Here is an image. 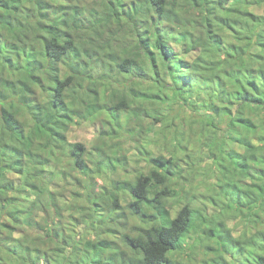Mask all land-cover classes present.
Instances as JSON below:
<instances>
[{
  "label": "trees",
  "instance_id": "obj_1",
  "mask_svg": "<svg viewBox=\"0 0 264 264\" xmlns=\"http://www.w3.org/2000/svg\"><path fill=\"white\" fill-rule=\"evenodd\" d=\"M173 12L180 26L167 22ZM135 47L140 66L127 56ZM139 68L144 87H110ZM182 80L199 102L187 128L169 117ZM76 87L94 103L69 109L64 94ZM146 104L160 129L141 121ZM95 120L94 147L68 136L73 122ZM134 126L163 138L174 127L164 146L203 151L214 182L197 192L178 155L141 146L144 170L95 191V174L128 162L119 140ZM74 171L86 181L60 203ZM235 209L246 222L238 236L225 221ZM116 226L122 246L102 237ZM203 238L217 264H264V0H0V264H194Z\"/></svg>",
  "mask_w": 264,
  "mask_h": 264
},
{
  "label": "rangeland",
  "instance_id": "obj_2",
  "mask_svg": "<svg viewBox=\"0 0 264 264\" xmlns=\"http://www.w3.org/2000/svg\"><path fill=\"white\" fill-rule=\"evenodd\" d=\"M262 6H254L253 8L258 13H261L263 10L261 8ZM153 11L154 9H152V11L150 10V13H153ZM167 19H168L167 21L168 23L176 24L180 26V16L177 13L175 12L170 13ZM175 46L178 49V54L181 55L182 57L184 58L192 57L193 51L189 50L187 46H179V44H176V43H175ZM127 56L134 59L137 65L140 66V63H142V57L144 56V54L139 48L135 47V48H132L129 51V53H127ZM142 70L145 71L146 68L134 69V71H131L128 73H121L118 75L115 73L116 70L115 71L110 70L112 76L115 73V77H114L115 79L111 78L110 87L118 88V86L121 83H123V86L127 89L130 85L136 84L139 81H140L139 85L144 87L143 85H145L146 82L142 83L140 80L141 78L143 79V74H140ZM102 83H106V82H102ZM185 83L186 82L182 80L180 84L181 89L183 88V96H184L182 102H180V104L176 103L174 105H171L170 108H172V110L169 113V117L172 118V122L174 123V126L183 127V128L185 127L187 128V126L189 125V121H190L188 120L189 118L200 115L198 112V107H197V105L199 106L198 104L199 102H198L196 92L193 90L192 87H190V89H189V86L186 87ZM85 88L86 89H81L78 87L68 88L65 91V94H64L65 102L69 109L71 108L72 109H78V108L83 109L85 105L94 103V99L92 98V95H93L92 92H90L87 87ZM116 100L117 99L115 97L113 89H110L105 95V102L107 104L109 103L115 104ZM159 105L161 106V108H166V110L170 109L169 105L164 104L162 100L159 101ZM144 108H147V109L145 110V112H142V114L140 115L141 121H143V123L146 124L144 126H146L147 128L149 127V128L160 129L165 124V119L159 122L154 121L152 117L149 116L151 113V109L148 106V104L144 105ZM133 120H135V123H136L137 120L136 119H133ZM133 120L131 122V125H135ZM86 123H80L79 121L73 122L71 124L70 130L68 131V136H71V139H76L78 141H81L82 143L86 144L89 148H92L94 147L93 143L96 141V137L99 133L98 128L96 127L99 124V122L98 120H95L94 122L90 121L88 124ZM173 128L174 127H171L169 130H164L166 138L165 137L163 138L161 135L153 137L151 132L144 134L137 128V126H134V130H135L134 135H132L129 138L128 142L124 141L123 139L119 140V143L123 144L122 148H123V151L125 152V156L127 157L128 162H126V164H124V166L122 167L118 166V168L115 170H113L112 168H108L107 170H104L99 174H95V186H96L95 191H98L101 186L110 188L112 187L114 180L125 178V177L132 178L133 175L136 173V171L144 170L145 165H146L145 162L135 156L136 155L135 148L141 147V146H142L141 147L142 149L146 146L153 153H156V154L161 153L165 157H168L169 154L178 155L179 163L180 165L183 166V169H184L183 174L191 176L192 182L194 181V184L198 183L196 191L203 192L204 189H208L207 187L214 182V178H213L214 175H212V171H211L212 166L209 164V160L205 158V154L203 151H201V155L199 156V153H200L199 149L198 148L191 149V145H190L188 148L190 150L189 151L186 150V152L190 153V156L187 157L184 154L185 151L180 150L175 145H170L169 150L166 148L167 146H164L165 139H168L170 137V134L167 131H172ZM187 132H188V129H187ZM9 135L11 136L12 134H9ZM110 147L112 149V144ZM192 161L197 163L195 164V169L193 170V172L195 171L194 174H191L193 172H187L188 165ZM123 167H126V168L123 169ZM75 176L78 177L77 179H80V180L76 179L77 180L76 181L74 179H70L72 184L66 187L65 196H61V199H59L60 203L73 202L72 200L74 196L72 195V189L73 190L79 189L81 186V183L86 181V179L82 175H80L77 171L73 172V174L71 175V178H74ZM202 179L204 180V183L202 182ZM52 185H54V187H51V188L57 189L55 184H52ZM206 193H207L206 195L211 194L209 191H207ZM75 197L78 199V204H83L85 202V200H83V197H84L83 192H81L80 195L75 196ZM204 197L205 196H196L199 202H196V201L195 202L197 204H201L202 203L201 201L204 199ZM218 198L220 200L222 199L221 196H219ZM50 201L52 202L49 204V206H51L53 203L52 199H50ZM171 213H173V211ZM208 214H211V213H208ZM242 215L243 213L241 212L240 209H237V210L235 209L233 212L230 213L229 217L225 219L227 225L232 227V233H234V235H237V236L242 235L245 232L244 230L246 228V222L243 221V219H241ZM135 222H136L135 219L130 218L127 221V226H126L127 229H125V231L129 232L130 225ZM82 223L83 222H80L77 226L78 232L80 233L83 231ZM110 230H111L110 233L105 232V234L102 235V237H107L109 239L110 238L115 239L122 246L123 242L120 239V233L123 232L124 229L120 228L118 230V227L116 226L115 230H112V229ZM191 241H194V238L190 236V238L188 239V242L190 243ZM201 241L204 244V247L201 245L197 247L198 252L194 255L195 260L193 263L202 264V262L204 261L209 263L210 259H213L215 261L214 264L220 263L221 257H222L221 255L217 253L212 254L211 251L204 254V251H206L205 246H208V245L213 246V242L206 240L204 238ZM185 252L186 251L184 250V251H181L180 253L179 260L181 263H186L188 260ZM204 264L206 263L204 262Z\"/></svg>",
  "mask_w": 264,
  "mask_h": 264
}]
</instances>
